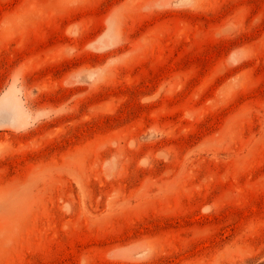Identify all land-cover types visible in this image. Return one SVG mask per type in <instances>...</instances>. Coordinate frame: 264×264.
Listing matches in <instances>:
<instances>
[{
    "label": "rangeland",
    "instance_id": "rangeland-1",
    "mask_svg": "<svg viewBox=\"0 0 264 264\" xmlns=\"http://www.w3.org/2000/svg\"><path fill=\"white\" fill-rule=\"evenodd\" d=\"M0 264H264V0H0Z\"/></svg>",
    "mask_w": 264,
    "mask_h": 264
}]
</instances>
